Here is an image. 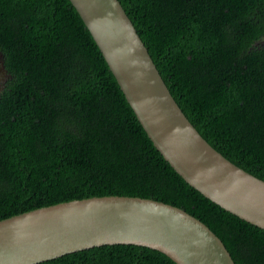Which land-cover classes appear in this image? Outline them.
<instances>
[{
    "label": "trees",
    "instance_id": "1",
    "mask_svg": "<svg viewBox=\"0 0 264 264\" xmlns=\"http://www.w3.org/2000/svg\"><path fill=\"white\" fill-rule=\"evenodd\" d=\"M119 1L200 135L264 178V0ZM107 194L183 208L235 264H264V229L162 157L70 0H0V218ZM33 264L176 263L145 245L111 243Z\"/></svg>",
    "mask_w": 264,
    "mask_h": 264
},
{
    "label": "water",
    "instance_id": "2",
    "mask_svg": "<svg viewBox=\"0 0 264 264\" xmlns=\"http://www.w3.org/2000/svg\"><path fill=\"white\" fill-rule=\"evenodd\" d=\"M154 147L192 187L264 229V178L212 147L185 116L119 0H70ZM134 243L176 264H235L222 240L176 205L92 195L0 218V264H33L96 245Z\"/></svg>",
    "mask_w": 264,
    "mask_h": 264
}]
</instances>
